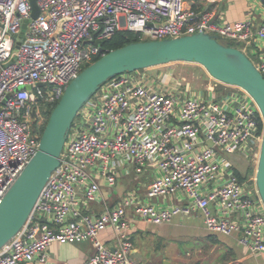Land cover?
I'll list each match as a JSON object with an SVG mask.
<instances>
[{
    "label": "built area",
    "instance_id": "obj_1",
    "mask_svg": "<svg viewBox=\"0 0 264 264\" xmlns=\"http://www.w3.org/2000/svg\"><path fill=\"white\" fill-rule=\"evenodd\" d=\"M38 5L33 19L30 0H0V201L39 150L37 129L45 125L50 106L104 54L96 40L117 31L138 33L141 40L206 32L246 48L264 43V19L254 30L251 18L220 21L214 11L188 8L185 0H38ZM254 62L264 74V56ZM150 69L109 79L84 104L60 166L25 225L0 249V264L45 262L56 242H91L96 252L84 264H137L127 233L131 215L163 224L199 212L209 231L236 232L251 253L264 254V203L256 178L241 182L235 175L239 159L258 163L264 129L258 104L244 89L210 75L205 90H193L173 69L159 74ZM129 164L149 172L145 194L137 187L100 212L91 211V204L105 201L103 186L113 193ZM173 196L177 201H160ZM109 228L119 237L114 248L101 238Z\"/></svg>",
    "mask_w": 264,
    "mask_h": 264
},
{
    "label": "water",
    "instance_id": "obj_2",
    "mask_svg": "<svg viewBox=\"0 0 264 264\" xmlns=\"http://www.w3.org/2000/svg\"><path fill=\"white\" fill-rule=\"evenodd\" d=\"M264 7V0H259ZM32 18L40 14L38 0H30ZM28 21L17 40L22 43ZM242 47L222 43L217 36L198 32L162 40L131 42L92 62L68 84L53 108L43 130L40 147L18 179L0 201V249L25 225L52 173L61 164V155L72 125L81 108L109 79L117 75L170 63H195L227 85L247 91L258 104L264 120V74ZM256 185L264 203V129L256 168ZM114 250V249H113Z\"/></svg>",
    "mask_w": 264,
    "mask_h": 264
},
{
    "label": "crops",
    "instance_id": "obj_3",
    "mask_svg": "<svg viewBox=\"0 0 264 264\" xmlns=\"http://www.w3.org/2000/svg\"><path fill=\"white\" fill-rule=\"evenodd\" d=\"M185 4L188 8H194L201 11L212 10L216 13L218 17L217 20L228 23H236L251 18L253 19L254 30L259 28L264 19V7L259 0H185ZM245 51H250L252 57H254L256 61H260L261 55L264 56V43L257 42L253 46H248ZM159 67L161 66L153 67V69ZM131 165L135 166V164H129L128 173L119 175L113 193H110L109 190L103 186L105 201L93 203L90 206L91 211L100 212L103 209L104 204H107L108 201L111 200L114 204L124 197L126 193L137 187H140L142 194H145L146 188L144 185L148 180L149 172L139 173L136 170V173L139 176L144 177V181H138L134 188L129 189L124 177L129 175V168ZM160 201L171 203V201H177V199L174 196L167 197L166 199L162 197L160 198ZM98 207H100V209H98ZM180 219L181 222H183L184 218L181 217ZM129 220L132 225L127 230V233L131 238L133 239L134 235L141 233L143 235L147 222L139 218L134 219L132 215L129 217ZM204 237L205 238L201 240V245H199L197 256H193L195 261L192 264H264L263 253L251 254V252H249L241 242H238L236 238L230 239L212 235ZM102 238L104 239L103 241L112 248L118 245L119 237L113 228L105 230ZM133 243V254L143 255V250H141L139 246H136L135 242ZM93 252L94 250L90 243L78 244L72 242H56L49 247L47 251V260L45 262H35L32 264H84L93 255ZM259 254L262 255L259 256ZM174 255L175 257L172 258L174 260L167 262V264H182V255ZM135 262L138 264L136 260ZM139 262L141 264L144 263L141 258H139ZM151 264H160V262L154 263L151 261Z\"/></svg>",
    "mask_w": 264,
    "mask_h": 264
},
{
    "label": "rangeland",
    "instance_id": "obj_4",
    "mask_svg": "<svg viewBox=\"0 0 264 264\" xmlns=\"http://www.w3.org/2000/svg\"><path fill=\"white\" fill-rule=\"evenodd\" d=\"M218 39L224 44H235L236 47H242L241 44H236L232 40L221 37H218ZM245 52L254 61H256L255 58L252 57L250 51ZM168 68L174 70L177 79H184L185 82L183 83H189L191 89L193 90H205L210 80L208 72L201 65L195 63L167 64L159 68H152L149 72L153 74L164 73L168 71ZM215 85L221 90H226L227 88H222V85H220L219 82H215ZM226 156L229 158L232 157L229 154ZM250 165L255 167L254 175L251 177L253 178L255 177L256 173L257 161L239 159V161L236 163L238 169L243 172L246 171L245 169ZM129 169V175L125 176L124 178L129 189H132L138 181H144V177H141L136 173V168L134 165H131ZM250 183L253 184V179ZM112 202L113 201L111 200L108 201V205H113ZM98 209H100V207H98ZM181 217L183 216L175 215L171 222H166L163 224L147 223L143 235L141 233L133 236V242H135L136 246H139L144 252L143 255L132 254V257L138 262V264H141L139 262V258L142 259L144 262L143 264H151V261L154 263L160 262V264H167V262L174 260L172 259L175 257L174 254L182 255V264H192L195 261L193 256H197L199 245H201V240L207 235L230 239L236 238L238 242H240V236L236 232L231 236H227L221 233L209 231L205 225V216L202 212L197 213L193 217H183V222H181ZM104 232L105 231L101 233V238ZM102 240L104 239L102 238ZM83 243H90L92 245L94 255L96 249L93 244L91 242H79L78 244ZM245 248L250 252L247 247ZM261 255L262 254H259V256Z\"/></svg>",
    "mask_w": 264,
    "mask_h": 264
},
{
    "label": "trees",
    "instance_id": "obj_5",
    "mask_svg": "<svg viewBox=\"0 0 264 264\" xmlns=\"http://www.w3.org/2000/svg\"><path fill=\"white\" fill-rule=\"evenodd\" d=\"M135 41H141V38H140L138 33L130 32V31H117L110 38L99 39V40H96L95 42L97 45L101 46L104 50H113V49L120 48L126 44H129V43L135 42ZM236 44H239V43H236ZM226 45L235 46V44H226ZM99 58H100V56L95 57L93 62ZM87 66H88V64H87ZM56 105H57V103H54L50 106V109L48 112L49 115L51 114L53 108ZM48 119H49V116H47L45 125L47 124ZM45 125H43V127H41L40 129H37V132L42 134L43 130L45 128ZM245 170L246 171L243 172L240 169H238V167L235 169V175L238 178V180L241 182H245V181L250 180L252 175H254L255 167L250 165ZM250 182H252V181H250ZM250 184H252V183H250Z\"/></svg>",
    "mask_w": 264,
    "mask_h": 264
}]
</instances>
